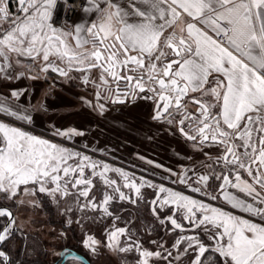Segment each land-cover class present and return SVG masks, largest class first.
Returning <instances> with one entry per match:
<instances>
[{"label": "snow or ice", "instance_id": "1", "mask_svg": "<svg viewBox=\"0 0 264 264\" xmlns=\"http://www.w3.org/2000/svg\"><path fill=\"white\" fill-rule=\"evenodd\" d=\"M59 2L69 10L71 0ZM18 3L23 15L13 16L8 0H0V76L36 80L40 74L51 72L67 80L80 78L85 86L96 89L97 99L121 104L128 99L150 100L154 120L175 123L188 140L199 138L202 145L211 141L222 147L218 163L246 170L254 183L264 188V0H83L82 10L91 19L85 18L70 29L54 26L58 0ZM17 69L23 70L14 77L9 75ZM36 70L37 74L32 75ZM20 95L11 92L14 98ZM99 107L104 110L103 104ZM0 112L32 123L27 109L12 111L0 106ZM54 134L83 133L73 130ZM88 160L87 156L81 158L66 147L0 122V196L4 199L36 197L39 193L57 205L63 200L65 214L74 209L85 214L102 210L108 217L113 216L109 206L116 194L120 201L132 204L142 199L143 184L138 186L126 173L111 169L123 176V187L134 191L133 199L119 186L113 187L117 181L105 176L110 169L103 165L102 172L93 171L91 175L99 176L112 194L105 191L97 202L95 195L90 196L95 185L85 169L95 170L98 165L86 163ZM218 178L258 199L261 206L255 207L225 194L233 208L259 217L261 223L208 208L161 187L159 191L167 192V196L160 200L159 207L172 204L186 210L184 219L191 220L196 228L202 227L211 242L192 235L180 236L173 245L177 252L174 259L180 264H184V256L188 264H264V196L253 183L242 180L239 171L235 176L238 184L227 175ZM200 180L206 182L208 177L201 176ZM18 202L25 203L23 199ZM27 203L38 206L36 200ZM152 212L156 214L157 209L153 207ZM197 212L203 213L201 218H196ZM0 217L8 218L0 230L3 243L17 230L16 220L5 208H0ZM168 220L174 229L184 230L177 219L169 216ZM67 223L73 221L69 218ZM127 233L126 228L114 226L107 233L104 247L119 253L135 250L139 253L138 264H150L152 257L172 264L169 257L173 253L167 249L165 255L144 249L135 241L123 246L120 238ZM100 244L91 235L84 240V247L93 253ZM57 255L68 257L71 253ZM0 258L7 264L9 257L2 250ZM72 260L75 264L80 258Z\"/></svg>", "mask_w": 264, "mask_h": 264}, {"label": "crops", "instance_id": "2", "mask_svg": "<svg viewBox=\"0 0 264 264\" xmlns=\"http://www.w3.org/2000/svg\"><path fill=\"white\" fill-rule=\"evenodd\" d=\"M8 3L13 16L23 15L20 13L19 3L11 4V0H8ZM85 18L91 19L82 11L75 23H82ZM74 24L65 26L70 29ZM21 70L23 69L10 71L9 75L14 77L16 72ZM37 71L31 74L36 75ZM71 75L79 77L78 73ZM12 91L21 93L18 99L11 96ZM95 92L96 89L85 86L80 78L67 80L57 73L40 74V78L36 80L27 77L4 79L0 76V106H6L12 111L27 109V114L32 116V123L36 128L46 130L51 137L66 145L73 143L100 155L112 156L113 161L141 169L149 176L162 173L164 179L175 181V188L178 190L185 184H192L194 180L202 184L208 183L212 174L210 166L222 155V147L211 142L202 145L198 141L187 140L175 124L154 120L153 103L150 100L130 99L126 103L118 104L107 99H97ZM101 104L104 105L103 111L99 107ZM0 113L2 116H8L6 113ZM73 130L83 134H54L57 131ZM252 167L256 169L257 165ZM237 171L242 180L253 183L256 191L264 196V188L254 183L253 178L244 169L235 170L228 166L221 175H227L233 184H238L235 180ZM201 176H207L208 180L201 181ZM220 179L219 187L213 194L218 197V204L212 205L232 215L261 223L259 217L233 208L225 199V194L236 196L255 207L261 206L258 199L253 200L239 188L232 187L231 184L225 185L223 179Z\"/></svg>", "mask_w": 264, "mask_h": 264}, {"label": "rangeland", "instance_id": "3", "mask_svg": "<svg viewBox=\"0 0 264 264\" xmlns=\"http://www.w3.org/2000/svg\"><path fill=\"white\" fill-rule=\"evenodd\" d=\"M17 3L18 2L15 1L14 4ZM13 118L14 119H11L8 116H2L0 113V122L21 128L33 135L66 147L70 151L78 153L81 158L87 156L89 160L86 161V163L91 162L97 164L98 167L95 170L90 168L85 169V175L88 178H91L95 185L90 196L95 195L97 202L102 200L105 191L112 194V189L106 187L99 176L91 175L93 171H96L97 173L102 172L103 165H107L110 169L109 172L105 173V176L108 179L117 181V184L113 187L119 186L126 195L131 196L133 199H136L134 191L124 188L123 185L126 181L123 176H121L119 172L111 171V169H119L120 172L127 174L130 181H135L138 186L143 184L144 187L141 188L142 199H138L136 204L129 203L128 201H120L118 199V194H116L117 198L110 202L109 206V210L113 213V216L111 217L104 216L102 210H88L85 214L74 209L73 212L65 214L64 209L66 208V204L63 200L57 205L50 197L39 193L36 197L24 196L16 197L11 200L4 199L0 196V205L8 207L13 211L16 220V225L14 227L17 229L10 238L4 242V244L7 243L6 249L3 248L6 252H8L7 248L11 249L18 245L20 242V239L18 238L22 237L23 234L36 233L45 240V243L48 246L47 250L49 258L54 260V258L57 257V253L70 252V248L66 247L68 244L66 241L71 234V227H74L78 233L77 238H75L78 245L77 249L89 256L92 262L91 264H138L139 253L135 250L129 253H119L113 252L104 247L107 233L113 230L114 226L123 227L128 230V233L120 238L123 246H128L132 241H135V243L141 245L144 249L153 252L161 251L165 255L166 252L164 250L167 249L173 253V256L169 257V259L172 260V264H180V261L174 259L177 252L176 249L173 248L175 241L180 236L192 235L201 239L205 243H211L208 241L202 227L196 228L191 220L184 219V217L188 215L186 210L177 209L176 205L172 204L163 208L159 207L160 200H163L167 196V192L161 193L159 189L163 187L169 192L179 193L187 196L189 199L196 200L198 203H202L208 208H215L218 204V197L216 198L213 194L217 191L221 182V179L218 177H221V174L226 171V168H228L223 161H220L219 163L212 162V165L210 166L212 174H210L211 179L208 183L202 184L200 181L194 180L192 184H185L182 186V189L178 190L175 188V181L169 178L164 179L162 177L163 175H161L162 173H156L151 176L146 175L141 169H134L127 164H120L113 161L114 159L112 156H106L105 154L100 155L91 149L83 148L82 146L79 147L73 143L70 144L71 146L66 145V143H63L59 139L51 137L50 133L46 132V130L38 129V127L36 128L33 123L29 124L25 121L17 120L15 117ZM174 124L175 123H173V125ZM70 163H73V161H70ZM148 185H151V187ZM195 189H199V191H196ZM20 199H23L25 203L20 204L18 202ZM28 200H36L38 206L34 207L29 205L27 203ZM153 201H157V203L153 204ZM212 204H216L215 207ZM47 207H50L55 212L54 220L57 221L56 224L48 222L49 214L47 213ZM153 207L157 209L156 214H153L152 212ZM202 214L203 213L201 212H197L196 218H201ZM169 216L177 219L184 230L181 231L180 229H174L168 220ZM235 216L239 217L238 215ZM115 217H119V219H115ZM4 218L8 220L7 217ZM69 218L73 223H67ZM78 219L80 220V223H75ZM161 219L164 220L163 224L160 223ZM5 224L6 221H4L3 226ZM209 227L211 228L212 226ZM212 230L215 231L214 228ZM89 235L101 242L95 253L84 247V240ZM160 245H163V247H159ZM61 246L64 247L59 250ZM181 259L184 261V264H188L187 256H184ZM0 260L2 264H4L3 258H0ZM67 261L74 264L72 257H68ZM81 263H83L81 260L75 262V264ZM150 264H167V261L152 257L150 258Z\"/></svg>", "mask_w": 264, "mask_h": 264}, {"label": "trees", "instance_id": "4", "mask_svg": "<svg viewBox=\"0 0 264 264\" xmlns=\"http://www.w3.org/2000/svg\"><path fill=\"white\" fill-rule=\"evenodd\" d=\"M13 3H15V0H11V4ZM47 213L49 214L48 222L56 224L57 221L54 220L55 212L50 207H47ZM4 221H6V218L3 217L2 225L0 224V229L4 224ZM70 232L71 234L66 241L68 243L66 247L70 248V251L74 250L81 253L91 262V259L86 253L77 249L78 245L75 238H77L78 233L76 229L74 227H71ZM18 239H20V242L17 246L12 247L11 249L7 248V251L10 254V264H60L63 260V258L58 255L56 258H54V260L49 258L47 250L48 246L45 243V240L36 233H25ZM3 245L2 248L6 249L7 243H3ZM63 247L64 246H61L59 250ZM63 264H71V262L69 263L66 260Z\"/></svg>", "mask_w": 264, "mask_h": 264}, {"label": "built area", "instance_id": "5", "mask_svg": "<svg viewBox=\"0 0 264 264\" xmlns=\"http://www.w3.org/2000/svg\"><path fill=\"white\" fill-rule=\"evenodd\" d=\"M83 6V0H71V3L69 4V10L66 11L65 8L61 6L58 0L57 9H55L53 12V20L55 21L54 26L63 27L65 25L74 24L79 18L81 12L83 11ZM72 9H74V11ZM186 130L188 132L192 131L191 128H186ZM0 264H2L1 260Z\"/></svg>", "mask_w": 264, "mask_h": 264}, {"label": "water", "instance_id": "6", "mask_svg": "<svg viewBox=\"0 0 264 264\" xmlns=\"http://www.w3.org/2000/svg\"><path fill=\"white\" fill-rule=\"evenodd\" d=\"M61 28H62V27H61ZM126 102H127V100H126ZM126 102H125V103H126ZM118 104H119V103H118ZM120 104H121V103H120ZM153 114H154V108H153ZM152 117H153V115H152ZM161 120H163V119H161ZM177 128H178V127H177ZM178 131H179V130H178ZM186 131H187V130H186ZM179 132H180V131H179ZM189 133H190V132H189ZM180 134H181L184 138L187 139V137H186L185 135H183L181 132H180ZM190 134H191V133H190ZM187 140H188V139H187ZM190 141H192V140H190ZM196 141L199 142V138H198ZM207 142H211V141H207ZM211 143H212V142H211ZM2 208H5V209H8L9 211H11L12 214H13V217L15 218V215H14L13 211H12L10 208L5 207V206H2ZM6 223H8V221H7ZM1 230H2V229H1ZM3 243H4V242H3ZM3 243H0V250L4 251V252L6 253V255H8L9 260H8L7 264H10V255H9L8 252H6V251L2 248ZM70 253H71V256H68V257H79L80 260H81L84 264H91V262H90V261H89L84 255H82L81 253H79V252H77V251H74V250H71ZM68 257H64V259H63V261L61 262V264H63V262H64Z\"/></svg>", "mask_w": 264, "mask_h": 264}, {"label": "flooded vegetation", "instance_id": "7", "mask_svg": "<svg viewBox=\"0 0 264 264\" xmlns=\"http://www.w3.org/2000/svg\"><path fill=\"white\" fill-rule=\"evenodd\" d=\"M113 99H114V97H113ZM128 100H130V99H128ZM128 100H127V101H128ZM190 133L194 134L195 132L192 130ZM0 208H2V205H0ZM7 221H8V220H6V222H7ZM0 224L2 225V217H0ZM62 258L64 259V257H62ZM66 260H67V259H66ZM66 260H65V261H66ZM62 261H63V260H62ZM65 261H64V262H65ZM64 262H63V263H64Z\"/></svg>", "mask_w": 264, "mask_h": 264}]
</instances>
